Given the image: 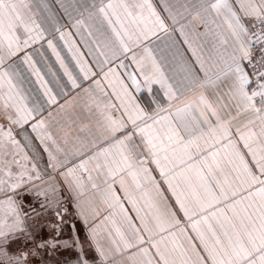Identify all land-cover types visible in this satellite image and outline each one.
<instances>
[{
	"label": "snow or ice",
	"instance_id": "1",
	"mask_svg": "<svg viewBox=\"0 0 264 264\" xmlns=\"http://www.w3.org/2000/svg\"><path fill=\"white\" fill-rule=\"evenodd\" d=\"M0 264H264V0H0Z\"/></svg>",
	"mask_w": 264,
	"mask_h": 264
},
{
	"label": "crops",
	"instance_id": "2",
	"mask_svg": "<svg viewBox=\"0 0 264 264\" xmlns=\"http://www.w3.org/2000/svg\"><path fill=\"white\" fill-rule=\"evenodd\" d=\"M64 23H67V22L64 21ZM73 40L76 41V44H77L78 47H80L81 51L85 52V56H86V58L89 60V63H91V62H92V58L87 56V50H86V49L84 48V46L80 43V38H79V36H76L75 34H73ZM58 46H59V49H60V51H61V54H62L63 56H65L66 58H68V60H70V54L68 53L67 48L63 46V43L58 41ZM47 54H48V56H49L50 62H51V63L53 64V66H54V70L57 71L58 73L62 74V70L59 68V65L56 64V62H55V58L51 55V51L48 50V53H47ZM92 66H93V68H94V70H95V65L93 64ZM70 67H72L73 70L76 71L75 66H74V62H73V63H70ZM45 72H46V70H45ZM46 79L51 80V77L48 76V75L46 74ZM87 83H88V82H85V86H87ZM34 86H35V85H34ZM73 95H74V93H73ZM78 101H79V98H78ZM61 102H63V101H61ZM79 102L82 103V101H79Z\"/></svg>",
	"mask_w": 264,
	"mask_h": 264
},
{
	"label": "rangeland",
	"instance_id": "3",
	"mask_svg": "<svg viewBox=\"0 0 264 264\" xmlns=\"http://www.w3.org/2000/svg\"><path fill=\"white\" fill-rule=\"evenodd\" d=\"M77 223H79V222L77 221Z\"/></svg>",
	"mask_w": 264,
	"mask_h": 264
}]
</instances>
